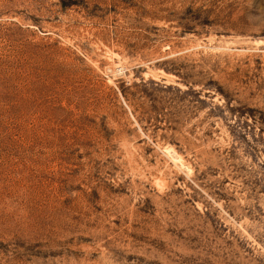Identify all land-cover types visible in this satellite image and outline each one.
Here are the masks:
<instances>
[{
    "label": "rangeland",
    "instance_id": "374dc122",
    "mask_svg": "<svg viewBox=\"0 0 264 264\" xmlns=\"http://www.w3.org/2000/svg\"><path fill=\"white\" fill-rule=\"evenodd\" d=\"M0 264H264V0H0Z\"/></svg>",
    "mask_w": 264,
    "mask_h": 264
}]
</instances>
